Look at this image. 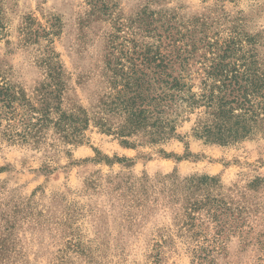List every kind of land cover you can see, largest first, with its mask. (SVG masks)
I'll return each mask as SVG.
<instances>
[{
    "label": "rangeland",
    "instance_id": "rangeland-1",
    "mask_svg": "<svg viewBox=\"0 0 264 264\" xmlns=\"http://www.w3.org/2000/svg\"><path fill=\"white\" fill-rule=\"evenodd\" d=\"M0 24V78L20 93L12 109L0 103V264H264V138L206 144L184 123V141L158 146L124 148L95 128L80 145L21 141V91L35 103L49 67L67 76L69 108L90 106L120 52L180 56L176 72L186 65L194 81L229 46L264 63V0H0ZM171 176L215 178L236 201L244 192L243 233L214 241L205 222L207 243L187 238Z\"/></svg>",
    "mask_w": 264,
    "mask_h": 264
},
{
    "label": "trees",
    "instance_id": "trees-1",
    "mask_svg": "<svg viewBox=\"0 0 264 264\" xmlns=\"http://www.w3.org/2000/svg\"><path fill=\"white\" fill-rule=\"evenodd\" d=\"M178 58L120 52L100 71L89 107L77 103L65 108L67 76L60 67H49L51 82L38 92L35 103L21 91V141L44 145L51 133L57 141L80 145L85 132L95 128L124 148L158 146L184 141L187 136L178 131L184 123L190 124V137L206 144L226 146L264 138V63L254 49L243 52L226 47L195 81L186 65L176 72L173 63ZM19 97L0 78L3 108L12 109ZM168 182V205L187 238L200 242L205 222L214 225V241L226 231L243 233L241 228L251 213L244 192L235 188L236 201L223 192L217 179L208 176H171ZM261 182L258 178L251 181L247 191L256 192ZM207 242L204 238L201 244Z\"/></svg>",
    "mask_w": 264,
    "mask_h": 264
}]
</instances>
